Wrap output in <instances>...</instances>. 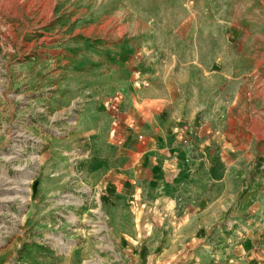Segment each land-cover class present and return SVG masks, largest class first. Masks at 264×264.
<instances>
[{
	"label": "rangeland",
	"instance_id": "rangeland-1",
	"mask_svg": "<svg viewBox=\"0 0 264 264\" xmlns=\"http://www.w3.org/2000/svg\"><path fill=\"white\" fill-rule=\"evenodd\" d=\"M108 116L148 145L168 119L160 182ZM101 148L131 174L91 175ZM134 199L208 201L212 223L183 206L150 227L264 264V0H0V264H129L109 217Z\"/></svg>",
	"mask_w": 264,
	"mask_h": 264
},
{
	"label": "crops",
	"instance_id": "crops-1",
	"mask_svg": "<svg viewBox=\"0 0 264 264\" xmlns=\"http://www.w3.org/2000/svg\"><path fill=\"white\" fill-rule=\"evenodd\" d=\"M150 100L151 101L149 103L155 104L156 102L159 104L161 103L162 105H168L169 102L168 99L165 98H163L162 101H155L154 98ZM155 110V108H152V113H154ZM107 120L108 125L105 133V140L107 143L110 141L114 142L116 140L118 143H122L124 147H122L121 151H124V153L128 156L126 157L127 159H125L127 165L131 168L135 167V169L133 168L132 170L135 172L137 171L138 175L139 173L140 175H144L143 173H146V175L153 174L154 178L158 180L157 182H160V178H162V170L167 166L169 161H171V158L169 157L170 153L167 151L168 148L166 146V135L168 136L171 130L168 119L166 124H162V127L157 126L158 123L155 119L152 120V123L156 124L155 127L159 129V131L154 132V134L160 135L161 137L153 138L149 145L148 142H136L134 131L129 127L124 129V125L121 126V136L118 135L115 137L114 135H111L109 133V123L111 121V117L108 116ZM98 128L100 129V127ZM172 130L174 131L175 129ZM90 131H97V129L93 127ZM132 140L135 142L131 143ZM111 158L112 157H110L107 152L103 151L101 158L90 157L87 161L88 163L86 167L90 171L91 175L96 178L101 176L102 170L105 171L104 173L106 174L113 173L116 175L128 173V171H124L122 166L119 165V161ZM185 158L186 160L190 159L188 163L189 165H194V167H191L190 172L191 174H195L198 170L196 167L197 158L192 156H189L188 159L187 156ZM157 174L159 176H157ZM111 185L114 186L113 184ZM139 192L140 189L136 188L134 193L139 194ZM134 197L136 198V195ZM112 204H116L113 206L122 209V211L109 217L110 239L113 238L118 241V247L121 245L120 250L122 248V251H125V254L131 257L130 260H128L129 264H236L235 248L230 243L228 237L222 239L221 237L218 238V233L212 234V242H205L206 239L204 238L203 243L199 246V249H189L185 245H183V247H175L172 246L173 244L168 242V240L174 238H181L179 235L177 236L176 233H171L169 227L168 233L166 234L156 230L155 226L150 227V225H162V223L165 226V224L169 223L172 218L178 217L177 209L182 208L183 206L186 209H192L190 207L195 209L193 211L187 210L184 216L186 219L202 218L203 220L200 221L212 223L217 216V210H211L212 206L211 209H209L210 206L208 205V201H195L191 203L192 205L190 206L184 201L167 199H134L132 201L120 202L112 201ZM140 225L142 226L140 227ZM180 236L189 240L196 239V234L193 232L180 234ZM161 237L166 239L167 242L160 248H153L152 245L154 241L160 239ZM129 240H137L141 242L142 245L145 244L146 246L141 247L137 253H134L130 247V244L132 243L128 242ZM218 241L222 242L219 243ZM192 246L193 245H191V247Z\"/></svg>",
	"mask_w": 264,
	"mask_h": 264
}]
</instances>
